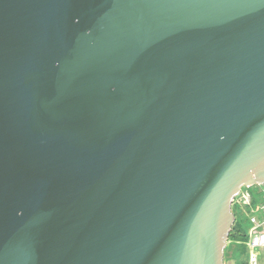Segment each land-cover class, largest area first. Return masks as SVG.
Returning <instances> with one entry per match:
<instances>
[{
  "label": "water",
  "instance_id": "1",
  "mask_svg": "<svg viewBox=\"0 0 264 264\" xmlns=\"http://www.w3.org/2000/svg\"><path fill=\"white\" fill-rule=\"evenodd\" d=\"M264 185V0H0V264H225Z\"/></svg>",
  "mask_w": 264,
  "mask_h": 264
},
{
  "label": "rangeland",
  "instance_id": "2",
  "mask_svg": "<svg viewBox=\"0 0 264 264\" xmlns=\"http://www.w3.org/2000/svg\"><path fill=\"white\" fill-rule=\"evenodd\" d=\"M248 191L253 195L255 203L254 208H257L259 203L263 200L264 185L255 186ZM252 207H241L235 209L237 222L241 226L243 241L229 242L225 250V264H248L249 256L258 251L257 249H251L247 244L250 236V232L253 228V224L250 222L249 213ZM234 211V209H233ZM247 240V241H246Z\"/></svg>",
  "mask_w": 264,
  "mask_h": 264
},
{
  "label": "built area",
  "instance_id": "3",
  "mask_svg": "<svg viewBox=\"0 0 264 264\" xmlns=\"http://www.w3.org/2000/svg\"><path fill=\"white\" fill-rule=\"evenodd\" d=\"M238 203L241 207H252L249 213L250 222L253 228L250 232L247 244L251 249H257L248 259V264H264V196L257 208L253 207L255 199L247 190L235 199L234 204ZM233 204V205H234Z\"/></svg>",
  "mask_w": 264,
  "mask_h": 264
},
{
  "label": "trees",
  "instance_id": "4",
  "mask_svg": "<svg viewBox=\"0 0 264 264\" xmlns=\"http://www.w3.org/2000/svg\"><path fill=\"white\" fill-rule=\"evenodd\" d=\"M247 190H248V189L245 188L244 191H247ZM239 208H241L240 204L235 203V204L233 205V209H234V213H235V215H236V211H235V209H239ZM236 216H237V215H236ZM243 240H244V238L242 237L241 226H240V224H239V223L237 222V220H236V223H235V226H234L233 231H232V233H231V236H230V240H229V242L243 241ZM246 241H247V240H246Z\"/></svg>",
  "mask_w": 264,
  "mask_h": 264
}]
</instances>
